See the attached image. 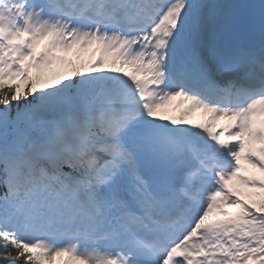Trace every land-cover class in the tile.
<instances>
[{"label": "snow or ice", "instance_id": "snow-or-ice-1", "mask_svg": "<svg viewBox=\"0 0 264 264\" xmlns=\"http://www.w3.org/2000/svg\"><path fill=\"white\" fill-rule=\"evenodd\" d=\"M0 257L264 264V0H0Z\"/></svg>", "mask_w": 264, "mask_h": 264}, {"label": "rangeland", "instance_id": "rangeland-1", "mask_svg": "<svg viewBox=\"0 0 264 264\" xmlns=\"http://www.w3.org/2000/svg\"><path fill=\"white\" fill-rule=\"evenodd\" d=\"M86 55H91V50H89L88 52L84 53V56ZM168 114H171L170 112H168ZM172 115V114H171Z\"/></svg>", "mask_w": 264, "mask_h": 264}, {"label": "trees", "instance_id": "trees-1", "mask_svg": "<svg viewBox=\"0 0 264 264\" xmlns=\"http://www.w3.org/2000/svg\"><path fill=\"white\" fill-rule=\"evenodd\" d=\"M0 264H5L4 258L0 257Z\"/></svg>", "mask_w": 264, "mask_h": 264}]
</instances>
